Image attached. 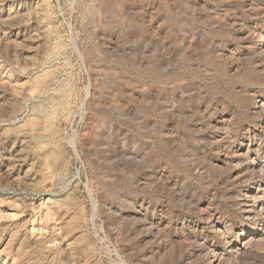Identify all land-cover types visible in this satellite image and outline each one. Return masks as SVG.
<instances>
[{
    "label": "rangeland",
    "instance_id": "rangeland-1",
    "mask_svg": "<svg viewBox=\"0 0 264 264\" xmlns=\"http://www.w3.org/2000/svg\"><path fill=\"white\" fill-rule=\"evenodd\" d=\"M263 163L264 0H0V264H264Z\"/></svg>",
    "mask_w": 264,
    "mask_h": 264
},
{
    "label": "bare ground",
    "instance_id": "bare-ground-1",
    "mask_svg": "<svg viewBox=\"0 0 264 264\" xmlns=\"http://www.w3.org/2000/svg\"><path fill=\"white\" fill-rule=\"evenodd\" d=\"M249 140H250V139H249ZM251 143L254 144V142H251ZM239 146H240V145H239ZM248 146H249V145H248ZM248 146H247V147H248ZM244 149H245V148H244ZM250 150H251V149H250ZM243 152H244V151H243ZM249 155H250V154H249ZM263 164H264V163H263ZM263 164H262V165H263ZM255 184H256V183H255ZM259 184H261V183H259ZM251 192H252V191H251ZM260 192H262V191L260 190ZM253 193H254V192H253ZM253 193H252V194H253ZM255 193H256V191H255ZM250 194H251V193H250ZM258 194H259V193H258ZM259 195H260V194H259ZM248 196H249V194H248ZM250 196H251V195H250ZM252 196H253V195H252ZM259 198H260V197H259ZM249 199H250V198H249ZM253 199H254V198H253ZM261 199H262V198H261ZM257 200H258V199H257ZM259 200H260V199H259ZM252 201H254V200H252ZM252 201H251V202H252ZM248 202H249V201H248ZM259 202H260V201H259ZM253 204H254V203H253ZM256 207H257V206H256ZM259 207H260V206H259ZM263 207H264V206H263ZM254 210H255V209H254ZM261 210H262V209H261ZM251 238H252V237H251ZM245 242H246V241H245ZM244 246H245V245H244Z\"/></svg>",
    "mask_w": 264,
    "mask_h": 264
}]
</instances>
